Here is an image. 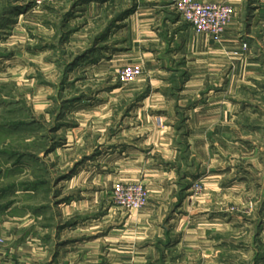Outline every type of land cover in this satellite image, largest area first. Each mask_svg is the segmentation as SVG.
I'll use <instances>...</instances> for the list:
<instances>
[{"label": "crops", "instance_id": "0c3cea01", "mask_svg": "<svg viewBox=\"0 0 264 264\" xmlns=\"http://www.w3.org/2000/svg\"><path fill=\"white\" fill-rule=\"evenodd\" d=\"M201 1L235 8L220 40L197 33L177 13L174 0H53L61 6L48 9L63 13L62 28L73 27L65 29L67 43L88 55L94 70L117 60L121 67L141 63L144 75L185 80L170 91H149L135 107L169 110L171 119L165 126L162 119L161 129L155 128L156 116H137V131L151 127L150 142L143 132L130 136L131 122L122 114L121 129L105 154L119 159L120 174L148 185L145 208L114 205V185L109 190L100 186L98 176L63 182L57 206H48L28 196L44 185L32 181L25 198L0 199V264H264V240L241 245V232H236L241 224H234L237 237L230 239L224 224L216 223L229 219L224 214L190 212L188 184L182 181L186 170L182 175L178 165L181 143L188 145L199 162L197 171L203 172L212 157L210 143L229 138L242 142L239 136L256 132L254 121L264 120V103L242 100L247 91L255 98L264 95V0ZM113 4L123 8L119 16L108 11ZM254 217L247 219L255 226L250 236L264 237V202ZM51 220L57 222L52 230L46 224ZM242 249L248 251V263L242 262Z\"/></svg>", "mask_w": 264, "mask_h": 264}, {"label": "rangeland", "instance_id": "374dc122", "mask_svg": "<svg viewBox=\"0 0 264 264\" xmlns=\"http://www.w3.org/2000/svg\"><path fill=\"white\" fill-rule=\"evenodd\" d=\"M54 4L53 0L42 4L34 0H0L2 200L25 198L27 194L23 192L32 181L44 185L28 196H33L35 202L45 201L48 206H57L65 181L83 182L98 176L100 186L107 185L108 190L116 182H142L128 173L120 174L119 159L105 157L106 151L121 129L123 115L131 122L130 136L143 132L150 142L152 129L147 126L137 131V116L142 112L162 118L165 126L171 119L169 110L164 107L141 111L135 107L155 88L170 91L184 84L183 77L144 74L133 83L123 84L119 75L123 66L117 60L106 69L94 70L88 55L67 43L65 29L67 32L73 27L62 28L59 16L63 13L48 9ZM122 10L120 4H113L108 11L116 17ZM131 63L134 62L128 64ZM254 95L249 91L243 93V104L254 99L264 103V95ZM156 122L155 128L161 129L163 126L158 127L161 124ZM254 123L256 132L245 131L239 136L243 143L230 138L210 143L212 157L203 164V172L197 171L199 162L191 157L188 145H179L178 165L182 175L186 170L182 181L188 184L185 194L189 197L190 212L195 216L224 214L229 219L216 223L224 224V234L230 239L237 237L234 224H241L236 226V232H241V245L254 240L261 244L264 240L259 234L250 236L249 229L254 230L255 226L247 221L257 219L254 216L260 213L264 202V120ZM180 127L184 133L186 126L182 123ZM234 217L239 220L233 221ZM46 224L50 230L57 227L54 220ZM247 252L242 249V262H249L245 260Z\"/></svg>", "mask_w": 264, "mask_h": 264}, {"label": "built area", "instance_id": "2783aa9c", "mask_svg": "<svg viewBox=\"0 0 264 264\" xmlns=\"http://www.w3.org/2000/svg\"><path fill=\"white\" fill-rule=\"evenodd\" d=\"M46 0H34L42 4ZM174 6L180 17L188 22L197 33L208 34L220 40L235 15V8L229 3L204 2L201 0H174ZM248 45L243 44V49ZM144 74L141 63L124 65L120 70L123 84L135 82ZM162 124V118H157ZM200 185H197L199 188ZM150 192L143 182H116L113 186L114 205L125 210H142L149 202Z\"/></svg>", "mask_w": 264, "mask_h": 264}]
</instances>
